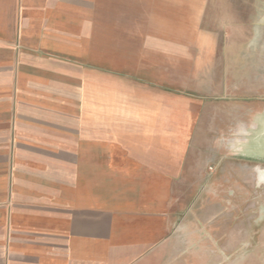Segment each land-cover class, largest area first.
<instances>
[{"label":"crops","instance_id":"obj_1","mask_svg":"<svg viewBox=\"0 0 264 264\" xmlns=\"http://www.w3.org/2000/svg\"><path fill=\"white\" fill-rule=\"evenodd\" d=\"M169 2L0 0V264L168 251L200 113Z\"/></svg>","mask_w":264,"mask_h":264},{"label":"rangeland","instance_id":"obj_2","mask_svg":"<svg viewBox=\"0 0 264 264\" xmlns=\"http://www.w3.org/2000/svg\"><path fill=\"white\" fill-rule=\"evenodd\" d=\"M167 6L184 12L170 75L200 113L178 224L152 264H264V0Z\"/></svg>","mask_w":264,"mask_h":264}]
</instances>
